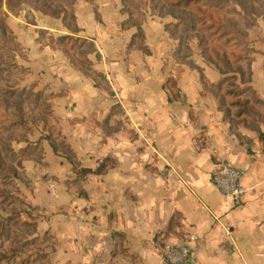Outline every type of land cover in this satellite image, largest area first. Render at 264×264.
<instances>
[{"label": "crops", "instance_id": "obj_1", "mask_svg": "<svg viewBox=\"0 0 264 264\" xmlns=\"http://www.w3.org/2000/svg\"><path fill=\"white\" fill-rule=\"evenodd\" d=\"M90 2L73 5L78 32L49 13L35 31L20 29L23 64L50 94L53 127L39 130V195L28 201L41 215L37 236L54 239L49 264H167L168 245L190 248L184 264H264V123L225 116L223 75L197 41L185 52L164 15L136 22L126 5ZM258 24L248 85L264 100ZM66 36L91 43L87 60L103 82ZM223 161L244 172L241 206L212 182Z\"/></svg>", "mask_w": 264, "mask_h": 264}, {"label": "rangeland", "instance_id": "obj_2", "mask_svg": "<svg viewBox=\"0 0 264 264\" xmlns=\"http://www.w3.org/2000/svg\"><path fill=\"white\" fill-rule=\"evenodd\" d=\"M78 1L0 0V257L2 252L16 250L22 257L12 264H43L41 258L45 255L48 260L55 246L53 238L37 236L35 226L41 215L39 208L29 203L34 191L39 195L37 169L44 154L39 130L44 125L51 130L53 127L50 94L37 85L39 77L23 64L26 48L20 29L25 26L35 31L33 24L43 13L71 10ZM97 1L103 5L120 3L129 10L134 9L136 22L141 20V15L150 17L149 12L164 15L171 23V35L181 34L180 31L175 34L173 26L178 20L171 16V0ZM255 1L264 12V0ZM173 15L181 14L174 11ZM257 21L264 23V18L259 17ZM258 23L254 27L245 26L255 46L259 44ZM191 38L183 36L185 45L195 43Z\"/></svg>", "mask_w": 264, "mask_h": 264}, {"label": "trees", "instance_id": "obj_3", "mask_svg": "<svg viewBox=\"0 0 264 264\" xmlns=\"http://www.w3.org/2000/svg\"><path fill=\"white\" fill-rule=\"evenodd\" d=\"M257 3L259 2L255 0H171V16L178 20L173 27L175 34L179 31L181 33L180 39L183 41L185 52H189V48L185 45L183 36L192 37L197 41L205 61L217 67L223 75L216 86L220 108L235 125L247 122L248 117L255 125L264 123V100L248 85L252 78L255 49L245 26L254 27L259 17L264 18V12ZM174 11L181 15L174 16ZM54 14H64L67 27L73 32L79 31L72 8ZM136 26L139 36H142L140 24ZM61 41L65 42V48L77 57L80 65L92 77L100 82L105 80L101 74L91 69L87 60L86 54L91 43L69 36L63 37ZM236 109L237 111H234ZM20 257L22 256L12 249L2 252L0 261L12 264ZM41 260L43 264H49L47 256L44 255Z\"/></svg>", "mask_w": 264, "mask_h": 264}, {"label": "built area", "instance_id": "obj_4", "mask_svg": "<svg viewBox=\"0 0 264 264\" xmlns=\"http://www.w3.org/2000/svg\"><path fill=\"white\" fill-rule=\"evenodd\" d=\"M244 172L232 166L228 161L220 162L212 175L214 186L226 198L234 201L236 207L244 202L247 190L242 179ZM194 236H189V241H195ZM191 250L186 245H168L163 252V259L167 264H184L189 258Z\"/></svg>", "mask_w": 264, "mask_h": 264}]
</instances>
